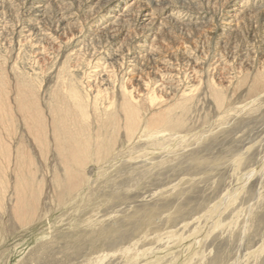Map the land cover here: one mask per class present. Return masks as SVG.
Returning <instances> with one entry per match:
<instances>
[{
    "label": "rangeland",
    "instance_id": "374dc122",
    "mask_svg": "<svg viewBox=\"0 0 264 264\" xmlns=\"http://www.w3.org/2000/svg\"><path fill=\"white\" fill-rule=\"evenodd\" d=\"M133 58L166 128L70 165L28 135L17 90L118 103ZM263 86L264 0H0V264H264Z\"/></svg>",
    "mask_w": 264,
    "mask_h": 264
},
{
    "label": "bare ground",
    "instance_id": "6f19581e",
    "mask_svg": "<svg viewBox=\"0 0 264 264\" xmlns=\"http://www.w3.org/2000/svg\"><path fill=\"white\" fill-rule=\"evenodd\" d=\"M140 62L141 61L137 58H133L129 62L128 70L131 81H129L126 88H124L121 94V100L120 102L117 101L118 103H114L113 100L108 98L111 96H107L103 100H100L104 94L102 95L98 90L95 92L92 91L91 93V86H88L89 90H86V88L84 89L88 93L87 101H85L84 104L79 93L74 88H69L67 89V97H63V101L67 104L66 109L61 110L63 107L50 109L51 111L45 121L41 118L42 116H40V111H38L34 100H30L29 98L31 97L29 93L32 94L33 92H29L27 95L23 90H17L15 95H13V103L16 105L18 118H20L24 126H26L25 128L27 129L28 135L34 140L36 139L40 144L44 143L45 138H43V132L44 130L46 131L47 128L52 137L54 148L61 155V161L68 165L79 162L80 159L83 158V155L87 154L92 149L101 151L104 147V138L107 135L117 134L120 131L129 132L133 130L139 132V135L144 137L145 134L150 133V130H152L151 132H155L160 128H166L169 120L168 112H172L170 111L172 107L163 110L161 107L167 102V98L163 97H166L168 89L161 81L154 80L150 84L145 81L141 74L142 64ZM13 88L15 89V87ZM11 90L12 88L10 91ZM54 97L57 98V96ZM89 97L91 100H89ZM0 99H3L1 91ZM7 111L10 112L9 109ZM12 111L14 112V110ZM0 112L1 114L3 113L2 110ZM9 114H11V112ZM2 116L4 115L2 114ZM8 117L9 116H7V118ZM12 117L13 116H11V120ZM89 119H91V121H89ZM12 125H14V123Z\"/></svg>",
    "mask_w": 264,
    "mask_h": 264
}]
</instances>
